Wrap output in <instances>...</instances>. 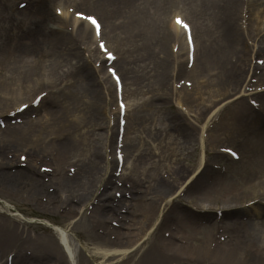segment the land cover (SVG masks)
I'll use <instances>...</instances> for the list:
<instances>
[{"label": "rangeland", "instance_id": "obj_1", "mask_svg": "<svg viewBox=\"0 0 264 264\" xmlns=\"http://www.w3.org/2000/svg\"><path fill=\"white\" fill-rule=\"evenodd\" d=\"M22 1L26 5L19 7ZM142 1L137 0L139 4ZM213 1L198 0L196 5H191V0H174L173 4L168 3L162 8L144 0L146 9L126 3L113 16L99 2L85 5L83 12H94L99 17L104 28L101 38L110 43L118 55L113 64L120 76V82L116 84L106 73L105 64L99 70L95 68L101 66L103 56L97 49L96 39L90 38V32L80 36L78 27L70 29L71 23L62 11L72 4L71 0H0V84L22 92L27 89L24 78L16 73L22 67L10 54L16 55L14 48L20 44L15 45L16 41H27L30 36L29 39L35 38L38 42L34 58L30 59L37 67L34 78L50 84L39 86L28 96L19 95L17 98L20 99L16 101L15 94L0 86V93L4 95L1 97L0 94V101L6 104V110H10L0 117L5 124L4 127L0 125V129H5L7 123H21L23 115L9 116V113L17 105L30 102L40 92L45 95L35 109L27 111L28 118L45 120L55 114V108L57 113L62 110L65 103L74 109L73 117L76 118V123L68 128L70 148L61 158L47 152L43 153L44 158L34 154L37 152L29 154L27 140L21 146L4 145L10 163L19 164L18 154L22 153L27 155L28 162L25 163L28 165L50 169L46 175L40 174L46 192L35 194L20 180L7 178L0 164V198L12 204L24 217L10 214L15 210L9 209V212L0 203L4 210H0V264H6L7 256L9 264H68L58 233L43 220L64 228L76 264H143L139 259L140 249L153 244L155 251H159L161 238H168L167 230L174 231L175 239L190 232L179 224L174 228L161 224L164 219L168 222L178 209H183L179 202L188 208V202L194 205L195 201L212 208L221 204L245 205V214L237 215L241 218L218 219L221 221L214 235L227 242L232 234L237 235L242 220H251V216L264 220V212L255 211L261 206H257L256 194L264 192V145L259 146L263 144L264 124L251 115L240 117L237 111L250 102L260 103L258 106L251 104L253 108L262 107L264 103V2L246 3L241 6L240 14L236 10L232 24H229L232 33L240 39L227 53L226 61L219 62L215 55L217 50L223 49L226 24L224 11L218 12L219 6L216 8ZM34 6L45 11L43 26L37 25L40 19H34ZM55 8L61 14H56ZM175 8L180 9L194 26L195 63L186 59L183 34L180 46L172 43L177 39L165 38V35L169 36L168 27ZM63 22L64 27L54 28ZM207 39L211 53L208 63L204 61L203 53ZM87 45L91 47L88 46L89 50L85 49ZM26 93L27 90L23 94ZM72 95L73 102L70 100ZM120 104L125 107L121 109ZM204 122L207 126L203 146L199 138ZM119 127L122 133L117 134ZM228 145L239 151V161H232L226 154L217 152V147ZM116 150L125 160L120 175H114ZM201 156L204 159L199 163ZM214 165L219 166L218 169ZM220 167L226 170L221 171ZM194 171H198V175L194 179L196 187L190 189L192 193L166 201L167 195ZM66 174L76 176L75 180L80 179L83 183L82 188L86 190L82 201L72 198L74 192H78L74 188L80 189L77 185L52 196L51 193L56 192L54 180H62ZM256 179L262 184L255 188L256 193L237 194V188L243 189L245 184L256 182ZM156 183L163 186L160 194L152 189ZM197 183L203 184L202 187ZM126 184L133 186L127 189ZM227 189L234 190L235 194L228 193ZM115 190L118 196H115ZM102 193L107 197L104 202L113 203L122 198L117 212L126 214L121 211H127L125 221H118L111 214L104 216H108L106 225L110 228L115 226L117 229L118 222H122L116 230L117 235L112 230L105 235L102 232L105 226L98 225L100 216H95L94 206L99 203ZM155 194L160 196L161 205L164 204L163 214L143 244L122 257L115 252L104 259L99 248L128 249V236L139 232L132 224V215L137 213V218L145 219L141 204H147ZM229 215L232 214L224 213V216ZM27 219L34 221H25ZM191 219L194 222L201 220ZM197 227L203 229V225ZM202 235L190 233L192 237L183 240L198 245ZM181 262L211 264L201 255L183 257L182 254H172L165 264Z\"/></svg>", "mask_w": 264, "mask_h": 264}, {"label": "bare ground", "instance_id": "obj_2", "mask_svg": "<svg viewBox=\"0 0 264 264\" xmlns=\"http://www.w3.org/2000/svg\"><path fill=\"white\" fill-rule=\"evenodd\" d=\"M71 1L73 3L72 6L76 8V11L83 10V7L81 6H85L87 4L92 5V4L99 2L98 4L101 3L106 6V8L109 11V15L111 16L116 14V12L120 11L126 5V3L127 4L133 3L134 5L137 4V6H139V8H142L143 10L147 8V3L143 2L144 0L141 2V4H139L137 0H71ZM146 1L155 2L159 6L161 5L162 8L166 4L168 3L173 4L174 2V0H146ZM191 1L193 2L191 5H196L198 0H191ZM213 2H215L214 4H216V8L219 6L218 7L219 10L217 9L218 12H222L221 10L224 11V19H225V24H226V28H225V31H226L225 38L226 39L224 42L223 49L220 48V50H217L214 47L213 49L217 50L215 57L217 60H219V62L226 61L225 59H227V53L233 49V45L235 43H238L240 39L239 36L232 33L229 22L230 23L232 22L237 9H238V14H240L242 0H215ZM262 2H264V0H250L249 1V3L251 4L262 3ZM87 9H90V7H87ZM33 10L34 11L32 13H33L34 19L36 18L37 20L40 19L37 21L38 22L37 25L43 26V24L46 23L45 18H44L46 16H43V13H45L44 9L42 8L40 9L34 6ZM175 14H180L181 16H183L184 13L182 14V11H180V9L175 8L174 12L171 13V22H172V16ZM183 17L190 24L191 35H192V40H193V55H195V59L193 58V62L195 63V60H196V44L195 43L196 42L193 36L194 26H192V23L190 22V20L185 17V14ZM67 19L71 21V23H75L79 21L78 19L72 18L70 16ZM62 21H66V20L62 18ZM80 22H82L84 25L82 29L81 28L79 29L80 32L78 31L80 36H84L85 33L90 32L91 34L90 38L93 39L92 29L89 27V25L85 21H80ZM64 23L65 22H63V24L57 23V25L54 27L62 28L64 27ZM71 28L74 29V26L72 25ZM103 31H104V28L102 26V34H103ZM168 32H169V36L165 35V38H172V40L177 39V40H173L172 43L175 42L179 46L182 45L181 37H182L183 32L181 28H179L177 25H175L172 22L170 23L168 27ZM29 38H31V36L26 38L27 41L25 40H21V42H19V40L16 41L15 45H18L20 43L16 48H14L16 55L14 57L13 54H10L11 57L19 61L22 67V69L17 70L16 73L18 75H21L24 78V81L26 83L25 87L27 89H25L22 92L18 90V88L12 87V89H9L8 87L0 84L2 89H7L8 91L11 92V94L16 95L15 101L20 99V98H17V96L19 95L28 96L30 91H33L39 86H41V83L37 81L36 78H34V75H37V70H36L37 67L30 62V59L34 58L33 52H34V49L37 48L36 45H38V42L36 41L35 38H33V40ZM204 44H205L204 52H203L204 57H205L204 61L208 63V58L211 55L209 47H208L209 46L208 39H207V42H205ZM186 55H187V47H186ZM113 63H115V60L113 61ZM164 66L166 67L167 65H164ZM16 73H15V76H17ZM44 85H47V83H45ZM26 90H27V93L23 94ZM20 92L21 94H19ZM70 100L71 102L75 100L74 95L70 97ZM65 104L63 105L62 110H60L58 113H57V108H55L54 109L55 114L51 113L52 116L51 117L49 116L45 120L43 119L33 120L25 116V119L22 124H17V125L9 124L5 130H0L1 131L0 137H2L3 144L5 145V147H8V145H11V144H17L21 146L24 144L22 142L27 140L28 141L27 144L29 146L28 148L29 153L31 151L33 153L37 152L36 154L39 156V155H42V152L44 150H48V154L54 157L56 156L57 158H61L62 155H64L70 148L69 141H67L68 135H69L68 128L69 126H72V124L76 123L75 122L76 118L73 117L74 109L71 108L68 104L66 105ZM4 105L6 104H2L0 101V116L5 113V110H3L5 109ZM237 111L240 117L251 115L255 118V120H257L258 122H262L264 124V120L261 114L253 111L250 105L248 106L245 105L244 107L239 108ZM23 112L24 114H26V111H23ZM206 123L201 125V131H203L206 128ZM260 127L261 126L257 128L259 129ZM262 130H263L262 137H263V142H264V128H262ZM202 137H203V134L201 133V140H202ZM0 148H1L0 163L2 164V160L4 159V163L6 164L5 168L11 170V171H3L7 178H11L14 181L20 180L25 185V187H27V189L32 193L39 194L40 192H43V193L46 192V190L44 189L45 183L40 178L39 176L40 173L37 170H35L34 168L31 170L28 168V166H26L25 168H15V166L13 165L8 167V164L10 162L6 161V158L4 157L5 151L2 150L4 147L1 146ZM24 149H27V148H24ZM202 161L203 160L201 156L200 162ZM194 174L195 172H193L190 177H194ZM190 177L187 179L188 182H189ZM62 178H63L62 180H54L53 183L55 185L56 192L54 194L51 193L52 196L57 194V192L59 191H68L70 189H73L75 185H77L79 186L80 189L74 188V190L76 189L78 192L75 191L74 193L76 194L72 196V198L77 201L79 200L82 201V199L85 198L84 191L86 189L84 187L82 188L83 183L81 182V180L80 179L75 180L76 176L74 175L73 176L65 175ZM186 182L187 181L182 183L178 191L182 188V186ZM261 185L262 184L258 180L256 182H252L251 184L250 183L247 185L245 184L243 189H239V188L236 189L237 194L249 193L250 191L251 192L254 191L256 193L257 189L255 188L257 187L260 188ZM162 187H163L162 185H160L159 183H156L153 185L152 189L155 190V193L160 194L159 192ZM190 187L195 188L196 186H190ZM191 188H189L188 191L187 189H184V190L186 192H190ZM232 192H234L235 194L234 190H228V193H232ZM176 193L174 195H176ZM259 193H262V192H257L256 196H259ZM157 194L153 195V198L150 199L147 204L146 203L143 205L141 204L140 209L143 210V215L145 219L150 215V217L147 220L137 218L138 214L136 213V216H135L134 215L135 213L132 212L133 213L132 224L137 226V230L141 232L140 235H138L139 232L138 233L136 232V233H133V236L132 235L128 236L127 241L129 242L130 246L128 247L127 250H122L123 248L116 247V246L115 248L111 250L106 249V248H99L98 250L103 255V257H107L113 252H119V254L123 256L124 254H127L128 252L135 251L138 246L143 244L144 240L147 238V235L157 224L158 218L163 211L161 208L160 196L158 197ZM174 195H170L169 197H172ZM72 198H71V201H73ZM104 198H107V197L105 194L102 193L99 198V203L95 206V209H94L95 216H100V218H97L98 225L99 227L105 226V229H103V232L105 235H107L108 231H111V230L113 231V233H115V235H117L118 233H116V230L120 228V226L122 225V222H120L119 227L117 229L115 227L110 228L106 225L108 221V216L106 217L104 216L106 214H111V215H114L118 221H125L124 216H127V212L126 214H117L114 209L113 204H111L110 202L105 203L103 200ZM69 202H70V199H69ZM198 204L201 205L200 203ZM236 204H240V203H236ZM228 205L230 206L231 204H228ZM177 208L179 207L177 206ZM224 208L226 210L231 209V207H228V206H224ZM257 211L258 210H256V212ZM178 212L180 214L179 216H173L171 218L174 221L172 225L178 226L179 224V226L182 229L187 228V230L190 232L185 233V237L180 236L179 239H175L172 236L174 235L173 234L174 232L168 235L167 236L168 238L166 237L167 239L161 238L160 240L161 247L159 251H155L154 247L156 245H153V244L150 247L146 245L143 248H141L140 249L141 257H139V259L143 264H165L167 263V261L170 260L172 254L174 255L182 254L183 257H196L198 255H201L202 258H206L207 260H209V263L211 264H264V220L255 221L253 216H251V220H242L240 222L241 226H240V230L237 233V235L234 236L232 234V238L228 240V242L224 241L223 243H221V242H218L214 238L213 228L215 227V224L218 223L217 220L216 221L212 220L211 223L204 225L202 227L203 229L200 230V228L197 227V224L195 222L192 223L190 219L191 213L189 210L183 208V209H180ZM119 216H120V219H118ZM137 222H139L138 225H136ZM166 223L167 222L162 223V224L166 225ZM56 227L60 231L62 240H64V235H63L64 229L58 225ZM197 232H200L203 234L200 244L194 245V243L192 242L188 243L183 240V238L190 239V237H192L190 236V233L193 234ZM113 243H114L113 245H116L115 242ZM204 244H205V247L203 246ZM175 250H178V252L176 251L177 253H172V251H175ZM1 254L2 253H0V255ZM181 264H184V263L181 262Z\"/></svg>", "mask_w": 264, "mask_h": 264}, {"label": "snow or ice", "instance_id": "obj_3", "mask_svg": "<svg viewBox=\"0 0 264 264\" xmlns=\"http://www.w3.org/2000/svg\"><path fill=\"white\" fill-rule=\"evenodd\" d=\"M57 11H59V9L57 10ZM83 14L82 13H77V16H82ZM92 25H94V26H96L97 27V29H99V25H98V23H97V21H96V19L94 18V17H92V16H87V17H85ZM175 19V21H176V23L177 24H179V25H181V27L185 30V31H187L188 30V25L184 22V20L183 19H181V17H179V16H177V17H175L174 18ZM101 47H103V44L101 43ZM107 55L109 56V57H111V53H107ZM110 71H111V69H110ZM35 102V101H34ZM121 109H123V104H121ZM227 151H232L230 148L229 149H227ZM232 154L233 155H236V153L235 152H232Z\"/></svg>", "mask_w": 264, "mask_h": 264}]
</instances>
